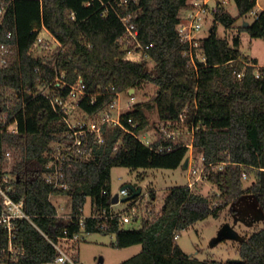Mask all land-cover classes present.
<instances>
[{
    "label": "trees",
    "instance_id": "obj_1",
    "mask_svg": "<svg viewBox=\"0 0 264 264\" xmlns=\"http://www.w3.org/2000/svg\"><path fill=\"white\" fill-rule=\"evenodd\" d=\"M118 1L0 0V7L7 10L4 31L13 35L9 64L0 66V109L10 116L16 111L19 124L18 134L0 132V154L14 151L18 178L13 196L25 199L31 217V221L18 224V242L26 254L15 262L5 256L2 259L8 264H48L55 257L50 240L57 241L68 231L70 236L82 232L114 234L117 248L142 246L137 255L121 264H264V227L239 243L242 263L199 260L186 254L175 240L176 233L210 216H219L224 207L248 195L257 199L264 214V66H259L257 58L243 54L240 36L232 41L221 38L215 24L202 40L206 64L198 62V68L191 67L183 56L188 46L177 30L181 12L190 0H129L128 8H119ZM234 2L241 18L255 10L258 0ZM116 10L121 15H133L141 44L149 46L146 52L150 60L125 59L132 45L122 41L126 28ZM236 19L220 6L214 14V21L227 27ZM42 26L61 44L56 65L29 55L36 29ZM241 31L252 39L264 40V10L249 26L242 25ZM150 62L154 63L151 69ZM238 73L243 76L239 78ZM58 74H64L70 84L83 80L91 94L102 93L93 105L88 98L80 102L81 110L88 114L101 111L116 93L154 85V98L123 114V125L135 132L147 128L150 110L157 111L156 128L163 122H180L181 116H186L187 123L195 127L193 146L205 162L227 163L222 171L207 170L208 180L220 192V203L211 206L208 198L188 185L177 186L168 190L162 211L144 217L138 227L126 229L118 218L101 217L113 206V168L177 169L189 151L188 146L165 142L162 137L154 148L147 147L121 126L105 127L107 139L103 145L89 135L86 150L91 158H75L73 167L65 168L69 189H54L45 179L49 145L62 140L68 126L46 97L32 92L49 85ZM68 91L66 88L65 94ZM186 108L189 110L185 113ZM129 118L137 123L135 128L128 124ZM160 145H171L172 150L158 152ZM244 174L256 179L246 186ZM52 196L71 198L69 220L57 217ZM89 199L93 213L84 218ZM7 243L6 235L1 234L0 249Z\"/></svg>",
    "mask_w": 264,
    "mask_h": 264
},
{
    "label": "built area",
    "instance_id": "obj_2",
    "mask_svg": "<svg viewBox=\"0 0 264 264\" xmlns=\"http://www.w3.org/2000/svg\"><path fill=\"white\" fill-rule=\"evenodd\" d=\"M210 1L211 0H190L188 8L185 9V15L181 18L177 26L182 42L188 46L183 56L187 59L189 65L194 68H198V62L204 64L207 62V57L202 49V40L209 34L206 36H202L201 34L204 31L208 18L213 17L214 21V14L218 7L211 6ZM128 6L129 0L118 1L119 8H128ZM6 11L5 7H0V66L2 68H6L9 64L12 52L10 40L13 38L12 32L4 31ZM116 12L126 28V37L122 41H129L132 45V47L127 50L125 59L131 62L150 60L146 52L149 46H143L141 44L140 31L134 22L133 15L130 13L121 15L117 10ZM257 13L258 12L252 11L250 15H255L256 17ZM36 30L38 32L36 41L30 49L29 55H33L44 63L53 62L54 65H56L57 55L59 54L58 48L61 47V44L44 26ZM247 64L250 65V63ZM256 75L260 77L259 72H257ZM242 76L243 73H238L239 78ZM66 88H69V91L65 94ZM112 90H115V87H112ZM130 90H128V101L125 106L121 103V93H116L114 99L108 103L106 107L94 114L84 112L81 110L79 104L82 100L88 98L89 103L93 105L97 100V96L102 93H89L83 80H79L76 84H70L65 81L64 74H58L49 85L46 87H39L38 91L34 90L32 92L34 96L41 95L46 97L52 103L56 114L60 116L68 126V130L62 140L53 141L49 145V171L46 173L45 179L54 189H69V184L65 180V168H72L75 158L82 160H89L91 158V152L86 150L88 146L87 138L89 135H94L95 142L100 145L106 143L107 131L105 127L121 126L125 131L132 133L145 146L150 148L155 147L154 144L160 137H162L165 142L171 141L177 143V132L173 129L176 122H163L158 128L154 129V132L147 128L135 132L123 125V114L133 110L137 104L136 94H132ZM19 95L18 93L17 96L19 97ZM122 109L126 111L122 113ZM76 114H82L81 119L73 122L76 118ZM16 115V111L10 116L8 112L0 109V132L5 131L9 134L19 133V124L15 119ZM183 117L182 115L181 121ZM12 118L15 120L12 121ZM128 124L134 128L137 126L133 118L128 119ZM178 144L189 147L187 144ZM156 150L158 152H164L165 150L171 151L172 146L169 145L165 147L160 145ZM189 158L190 163L188 169L194 177V179L188 183L191 189L199 181L208 179V168H212L214 171H222L227 164L226 162L207 164L204 156H202L199 164H196L193 158ZM15 166L16 156L13 150H7L0 154V237L1 234L4 233L8 241L7 246L0 249V264H8L7 261L2 259L3 256L8 258L11 262H15L26 254L25 247L18 242V224L21 220L31 221V217L27 214L25 199L22 198L17 200L13 196L15 182L18 178L15 173ZM246 178L247 176L244 174L242 179ZM129 194H131L129 189L121 190L120 192L121 196H128ZM53 197L54 196L51 197V200ZM56 209L57 217L61 218L62 216L59 214L57 206ZM103 212L104 214L101 217L109 216L110 218H118L123 225L141 223L142 221L138 212H132V215H128V212L123 213L115 211L114 204L110 211ZM80 224L81 226L84 225V220H82ZM180 234L181 232L175 234V240L179 239ZM60 240L76 243L81 240V233H75L73 236H70L68 231H65V236L59 238L57 241L50 240L55 250V257L48 264H81L61 246Z\"/></svg>",
    "mask_w": 264,
    "mask_h": 264
},
{
    "label": "rangeland",
    "instance_id": "obj_3",
    "mask_svg": "<svg viewBox=\"0 0 264 264\" xmlns=\"http://www.w3.org/2000/svg\"><path fill=\"white\" fill-rule=\"evenodd\" d=\"M211 6H220L225 12L237 18L236 22L227 27L222 23L213 21V17H209L206 21L202 36L210 33L216 24L218 35L221 38H227L232 41L235 37L241 38V50L244 55L249 57H256L259 61L264 58V40L252 39L246 32L241 31V26L244 22L252 23L255 15L248 14L245 17H238V10L234 0H211ZM264 5V0H260L255 12H258L260 6ZM185 15V10L181 12V18ZM154 66L153 62L149 63V68ZM156 87L152 84H145L140 88L135 89L132 94H136V102H149L156 95ZM128 101V91L121 93V103L123 106ZM189 109H185V113ZM122 109V113L125 112ZM82 115V114H81ZM81 115L76 114L73 122L81 119ZM150 125L148 130L154 132L156 129V122L158 116L156 110L148 111ZM158 128V127H157ZM173 129L177 132L176 142L189 145V151L186 157H191L199 164L203 156L202 153L197 152L193 146L195 127L187 123L186 116L183 120L176 122ZM189 169H184L181 165L177 169H138L132 170L126 167H115L111 172V183L113 195L120 194L122 188L127 185H137V189L141 190V194L137 196L136 200L128 202H119L114 204V210L132 215V212H138L140 219L148 215H155L162 211L164 199L168 190L177 186H187L193 180ZM256 177L247 176L243 179L246 186L250 185ZM192 190L197 194L208 198L211 206L220 203V192L218 187L211 183L208 179L199 181ZM155 194V196H153ZM130 195V194H129ZM128 195V196H129ZM126 196L120 195V200ZM59 209V214L64 220H69L72 211V201L68 196H54L51 200ZM133 205V207L131 206ZM91 200L89 199L86 206V213L92 212ZM227 224L234 226L235 230L243 237H248L254 232L264 227V214L259 202L253 195H248L239 200L235 204H230L224 207L220 215L217 217L210 216L205 220L198 221L191 225L188 229L181 232L177 240L182 250L199 260H217L220 262H228L233 259H239V242L234 240H223L215 246H212V241L216 238L219 232ZM133 226H140V222L135 224H126L124 227L132 228ZM114 234L102 233H81V240L79 242H67L60 240L61 246L76 258L81 264H99L103 260V264H121L124 261L137 255L141 250L140 244L133 245L127 248H117L115 246Z\"/></svg>",
    "mask_w": 264,
    "mask_h": 264
},
{
    "label": "water",
    "instance_id": "obj_4",
    "mask_svg": "<svg viewBox=\"0 0 264 264\" xmlns=\"http://www.w3.org/2000/svg\"><path fill=\"white\" fill-rule=\"evenodd\" d=\"M244 27L249 26V22H245ZM213 31V29L210 30V33ZM133 91H135L134 88H132ZM189 163H190V158L186 157L184 162H183V168L184 169H188L189 168ZM125 189H129L131 191V194L129 196H126L125 198H123L122 200H120V194L114 195L113 199H112V203L113 204H118L119 202H128L131 201L133 199H135L136 196L141 194V190L137 189V185L133 186V185H127L124 186L122 188V190ZM234 240V241H238L239 243H242L243 241H245V237L241 236L234 228V226H232L231 224H227L223 227V229L219 232L218 236L216 238L213 239L212 241V246L217 245L218 243L222 242L223 240ZM230 262L232 263H242L241 259H233L230 260ZM99 264H103V260H100Z\"/></svg>",
    "mask_w": 264,
    "mask_h": 264
},
{
    "label": "crops",
    "instance_id": "obj_5",
    "mask_svg": "<svg viewBox=\"0 0 264 264\" xmlns=\"http://www.w3.org/2000/svg\"><path fill=\"white\" fill-rule=\"evenodd\" d=\"M259 1H260V0H258V2H257V6H258V4H259ZM263 10H264V5H261V6H260V9H259L258 12H261V11H263ZM246 56H247V55H246ZM248 57H249V56H248ZM250 58H256V57H250ZM257 59H258V58H257ZM258 61H259V59H258ZM259 66H264V58H263V61H259ZM130 92H134V91L131 89ZM92 213H93V212H88V213L84 212V217H89V216L92 215Z\"/></svg>",
    "mask_w": 264,
    "mask_h": 264
}]
</instances>
